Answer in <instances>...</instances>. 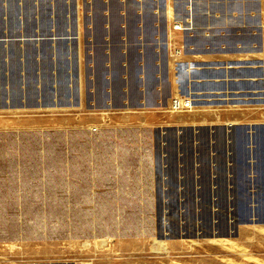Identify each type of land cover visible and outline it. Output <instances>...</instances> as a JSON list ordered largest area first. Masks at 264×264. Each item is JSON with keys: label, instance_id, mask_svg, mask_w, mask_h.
<instances>
[{"label": "rangeland", "instance_id": "374dc122", "mask_svg": "<svg viewBox=\"0 0 264 264\" xmlns=\"http://www.w3.org/2000/svg\"><path fill=\"white\" fill-rule=\"evenodd\" d=\"M263 4L0 0V264H264Z\"/></svg>", "mask_w": 264, "mask_h": 264}, {"label": "built area", "instance_id": "2783aa9c", "mask_svg": "<svg viewBox=\"0 0 264 264\" xmlns=\"http://www.w3.org/2000/svg\"><path fill=\"white\" fill-rule=\"evenodd\" d=\"M176 29H181L180 26H176ZM171 107L175 111L190 110L193 107L192 97H174L171 101Z\"/></svg>", "mask_w": 264, "mask_h": 264}, {"label": "crops", "instance_id": "0c3cea01", "mask_svg": "<svg viewBox=\"0 0 264 264\" xmlns=\"http://www.w3.org/2000/svg\"><path fill=\"white\" fill-rule=\"evenodd\" d=\"M262 10H263V14H262L263 19H261V20L259 19V20L255 21V24H254V26L256 25V28H257V31H258L257 33L258 34L257 35H254L253 41H257V42L261 43L262 47H264V4H263V9ZM251 16L252 17L250 19L254 18V15L253 14ZM252 22L254 23V21H252ZM203 38H208V36L204 35ZM211 38L212 37H210V39ZM221 38H222V36H221ZM261 52L264 53V48L262 49Z\"/></svg>", "mask_w": 264, "mask_h": 264}, {"label": "bare ground", "instance_id": "6f19581e", "mask_svg": "<svg viewBox=\"0 0 264 264\" xmlns=\"http://www.w3.org/2000/svg\"><path fill=\"white\" fill-rule=\"evenodd\" d=\"M169 12H170V11H169ZM190 19H191V18H190ZM193 23H194V22H193V20L191 19V20H188V25H189V27H187L185 24H184V26H186V28H187L188 30H192L193 28L191 29V27L193 26ZM178 25L180 26V28H182V26H181L180 23H179ZM190 26H191V27H190ZM184 30H185V29H184Z\"/></svg>", "mask_w": 264, "mask_h": 264}]
</instances>
